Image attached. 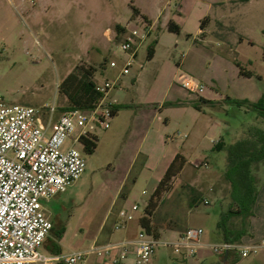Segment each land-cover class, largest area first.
I'll return each mask as SVG.
<instances>
[{
    "label": "rangeland",
    "instance_id": "1",
    "mask_svg": "<svg viewBox=\"0 0 264 264\" xmlns=\"http://www.w3.org/2000/svg\"><path fill=\"white\" fill-rule=\"evenodd\" d=\"M172 21L178 31L169 28ZM149 23L153 29L136 62L118 91H112L120 109L110 127L98 131L93 151L76 144L86 157L84 173L66 191L43 202L61 218V226L40 247L44 253H51L54 245L69 252L108 240L117 230L126 197L129 204H139L134 222L140 230L141 216L175 146L186 161L161 194L152 224L162 238L175 236L169 229L201 226L202 239H217V223L231 202V185L224 176L226 153L212 146L221 135L232 142L244 125L255 121L254 110L227 97L255 102L264 92V0H0V96L8 104L37 108L54 102L61 112L70 104L62 80L83 69L96 82L112 76L109 60L124 56L121 29H136L141 35ZM151 45L155 52L148 58ZM238 63L254 74L242 75ZM180 72L203 83L204 93L183 89L177 82ZM180 90L185 97L178 95ZM205 93L212 101H205ZM254 173L261 190L264 165ZM194 196L197 201L191 206ZM234 221L240 224L238 217ZM262 239L264 235L253 240ZM205 250L207 256L186 262L160 246L159 260L144 264H264V247L229 262ZM126 261L138 264L131 253Z\"/></svg>",
    "mask_w": 264,
    "mask_h": 264
},
{
    "label": "built area",
    "instance_id": "2",
    "mask_svg": "<svg viewBox=\"0 0 264 264\" xmlns=\"http://www.w3.org/2000/svg\"><path fill=\"white\" fill-rule=\"evenodd\" d=\"M152 29L149 23L141 35L136 29L124 33L119 41L124 56L109 60V67L117 72L96 82L100 96L90 109L58 112L54 102L37 108L8 104L0 96V264H76L90 255L109 256L114 251L113 263L122 264L130 245L134 246L138 264L151 262L160 246L182 256H195L199 249L208 248L219 255L235 253L240 257L256 254L264 247V239L206 242L201 226H189L176 237H156L141 228L133 238L95 240L85 248L69 252L40 250L53 228L43 200L66 191L84 173L86 157L76 144L83 136L110 127L116 104L112 91L120 85L122 76L130 72ZM177 82L190 93L201 95L205 91L203 83L185 72L177 75ZM68 139L71 142L66 144ZM138 208V202L131 209L121 208L115 229L134 220Z\"/></svg>",
    "mask_w": 264,
    "mask_h": 264
},
{
    "label": "trees",
    "instance_id": "3",
    "mask_svg": "<svg viewBox=\"0 0 264 264\" xmlns=\"http://www.w3.org/2000/svg\"><path fill=\"white\" fill-rule=\"evenodd\" d=\"M136 12L138 11L136 10ZM204 22L205 19L202 21L201 27L204 26ZM117 27L121 26L118 25ZM169 28L179 30V26L173 21L170 22ZM154 52L155 48L151 45L148 58H152ZM238 65L242 75L252 76L254 74L252 70L243 68L239 63ZM259 78L262 79L261 76ZM60 86L70 101L68 106L61 108L62 111L70 108L90 109L100 96V92L96 89V81L91 78V72L88 69H83L80 75L72 71L62 80ZM227 100L230 103H236L238 106H246L256 113L255 121L248 123L247 127L244 125L239 135L232 142H226L221 135L212 146V150H224L226 153L224 176L231 185V202L217 223L216 236L220 240L240 241L250 232L251 217L254 215V207L259 193V183L254 170L261 163L264 165V92L255 102L231 97H227ZM195 106L199 107L197 104ZM119 109L120 104L113 105L114 115ZM97 140L98 135L92 133L83 136L80 142L83 143L85 150L93 151L97 146ZM185 161V156L178 152L156 185L139 223L140 227L148 234L156 237L161 236L160 231L152 224L151 217L158 206L161 194L168 190L172 178L180 171ZM196 201L197 196H194L190 202L191 206H194ZM235 217L240 219L239 225L234 221ZM51 250L60 252L61 248L54 245ZM236 256L238 259L240 258L239 255Z\"/></svg>",
    "mask_w": 264,
    "mask_h": 264
},
{
    "label": "crops",
    "instance_id": "4",
    "mask_svg": "<svg viewBox=\"0 0 264 264\" xmlns=\"http://www.w3.org/2000/svg\"><path fill=\"white\" fill-rule=\"evenodd\" d=\"M155 18L152 19L154 22L156 21ZM124 33H125V29L123 27L121 29V34L124 35ZM116 72H117V69H112V75L115 74ZM121 83H122V80H121ZM117 88H119V86L116 87V90H117ZM183 89H185V88H183ZM181 91H182V93H184L183 95L181 94ZM178 95H181V96L185 97L186 94H185L184 90H180V93H178ZM113 97L116 99V104H119L118 98L116 96V92H115V95ZM180 97H177L176 99H178ZM203 97H204L205 101H207V100L212 101V97L210 96V94L205 93L203 95ZM176 99H173V101H175ZM174 104L178 105L179 103H174ZM118 111H117V113H118ZM97 135H98V133H97ZM70 142H71V140L68 139L66 144H69ZM177 153H178V148L175 146L173 153L170 154V157H167V161H166V164L164 166V170L167 169V167L169 166L170 162L172 161V159L174 158V156ZM58 194H56L55 196H57ZM263 195H264V185H263L262 189L259 190V193H258L257 201H256V204H255V207H254V215L251 217L250 232H249L248 235H245L242 238L243 240H253V239L258 238V237L260 238L261 236L264 235V208H263V206L260 205L261 198L264 197ZM53 198L48 199V200H43V202L44 201H51ZM125 200H126L125 204H124V206L122 208L131 209V207H132L134 202L132 204H129L127 197L125 198ZM47 212L50 215V218H51V220L53 222V228L50 231L49 235L47 236L46 240L50 239L51 234H53V232L55 231L56 226L57 227H59V225L61 226V218H60L59 214L54 215L48 210H47ZM136 224L137 223H135L134 220H132V221L128 222L127 225L124 228H121L120 230L112 231V233H111V235H110L108 240H121L123 238H133V237H135L137 235V233L139 232L138 228L136 227ZM169 230L170 231H176V234H175L174 237H176L181 232L178 229H169ZM216 238H217L216 241L220 240L219 237L216 236ZM46 240H45V242H46ZM108 240H105V241H108ZM105 241H102V242H105ZM203 241L209 242V241H207L205 239H203ZM51 248L52 247H50V250H51ZM51 253H54V252L51 250ZM129 253L135 255L134 246L133 245L129 246L128 254ZM114 254H116V251H114L112 253V255H109V256H97V255L93 254V255H90L85 261L81 262V264H114L113 261H112V256ZM207 255L208 254H207L205 248H201V250H198V252H197V254L195 256H182V255L176 254V258L179 259V260H184V261L187 262L188 259L196 260V259H198V256H200L202 258L203 256L205 257ZM236 255L237 254H235V253H228V254L219 255V257L222 259L223 262H229V261L237 260L238 257ZM240 258H242V257H240ZM126 259H124L122 261V264L127 262ZM156 260H159V257L156 256V252H155L154 257L151 260V262L153 263Z\"/></svg>",
    "mask_w": 264,
    "mask_h": 264
}]
</instances>
